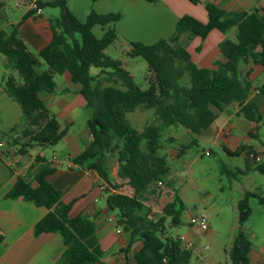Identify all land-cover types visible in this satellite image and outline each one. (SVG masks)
<instances>
[{
	"label": "trees",
	"instance_id": "trees-1",
	"mask_svg": "<svg viewBox=\"0 0 264 264\" xmlns=\"http://www.w3.org/2000/svg\"><path fill=\"white\" fill-rule=\"evenodd\" d=\"M68 1H35L41 10L60 9L59 17L51 21V42L36 54L29 50L19 30L21 23L35 15L36 10L28 11L10 30L0 31V55L6 58L7 69L18 74V78L7 76L5 88L22 110L21 125L27 142L19 148V154L26 155L35 146H54L66 136L67 129L60 127L41 94L53 93L55 76L69 73L90 110L87 126L92 133L91 144L73 157L72 163L97 172L104 182L116 189L118 186L110 174V161L115 159L119 163L118 177L127 181L135 192L132 197L109 192L107 197L109 208L118 212L117 226L127 236L123 252L128 253L134 243L141 242L142 248L135 255L137 264H194L193 250L184 248L180 237L168 234L169 228L182 223L185 204L180 197L174 195L159 214H152L144 201L147 195L158 193V181L171 185L168 155L160 154L166 129L183 127L192 134L191 142L179 149V155H183L198 145L199 136L211 127L217 113L229 105L238 104V114L247 120L256 123L264 120L256 105H244L252 92V83L240 70V64L250 58L264 68V15L257 9L250 13H230L208 3L205 5L206 22L188 14L179 18L177 36L188 30L205 39L213 30L226 34L236 28V39L227 38L220 44L226 60L216 62L212 69L198 67L186 50L176 48L177 36L151 45L128 42L127 54L142 57L149 66L148 88L142 89L122 62L105 52L118 39L114 23L120 19V14L92 11L82 22L69 10ZM189 1L200 4L199 0ZM96 26L107 27L101 38L93 31ZM43 63L48 66L47 70H42ZM91 67L99 68L100 74L91 75ZM259 93L264 96V83ZM139 108L151 109L155 115V121L147 123L143 131L128 119V114ZM242 151L252 152L246 148ZM36 162L38 164L31 167V179L19 176L7 197L22 198L47 209L46 215L36 223L34 234L62 236L65 250L58 264H100L103 252L94 220L84 215L70 217L71 204L63 203L61 192L47 180L54 170L43 158H36ZM254 170L264 176V153L261 160L255 162ZM223 171L231 176L242 173L226 168ZM251 198L258 199L264 206V194L258 193L246 192L238 202L240 228L228 250L230 264H250L248 253L252 243L243 227L252 215ZM2 239L0 232V241Z\"/></svg>",
	"mask_w": 264,
	"mask_h": 264
},
{
	"label": "crops",
	"instance_id": "crops-1",
	"mask_svg": "<svg viewBox=\"0 0 264 264\" xmlns=\"http://www.w3.org/2000/svg\"><path fill=\"white\" fill-rule=\"evenodd\" d=\"M199 1L200 4H193L189 0H159L156 3L146 0H69L67 5L72 14L82 22L92 11L99 14H120V19L114 23L117 41H124L127 44L140 42L151 45L161 39L171 41L177 36L176 26L182 15L188 14L202 22L207 21L205 5L208 3L230 13H250L257 9L264 15V0ZM28 11L29 7L20 17L8 22L7 25L11 27L12 24L22 21ZM55 18L57 17L54 14L45 17L41 11L40 14L29 16L21 23L20 34L31 52L38 53L51 42L53 37L51 21ZM106 29L107 27L96 26L93 31L101 38ZM1 30L5 29L0 25ZM236 33V28H232L226 34L213 30L205 39H201L187 30L177 36L174 46L186 50L198 67L212 69L216 62L226 60L220 51V44L227 38L235 40ZM7 65L6 58H0V134L6 135L9 139V142L0 140V173L3 170L2 165L8 169L0 179V232L3 236L0 241V264H58L65 250L60 234L44 233L39 236L34 234L36 223L46 215L47 209L22 198L7 197L19 176L31 179V167L38 164L36 158H43L44 163L54 170L47 180L61 192L62 202L71 204L70 217L84 215L94 220L96 237L103 252L100 264H137L135 255L141 250L142 243L136 242L128 253L123 252L127 245V236L117 226L118 212L111 210L107 204L109 192L129 197L135 193L127 181L118 177L119 163L116 161L110 170L111 178L118 186L115 189L104 182L97 172L84 170L71 161L92 142V133L87 126L91 113L85 99L79 93V86L72 82L69 73L56 75L55 91L41 94L45 106L57 118L60 127L67 129V134L53 146V155L50 159L43 150L44 146H35L33 148L39 147L42 151L35 157L29 154L30 159L25 161L22 158L24 155L19 154V148L27 142L21 125L22 110L5 88L8 75L18 77L15 71L7 69ZM240 70L242 76L252 83V92L244 105H256L264 117V96L259 93V87L264 83V68L250 58L240 64ZM239 110L238 104L225 107L217 113L214 123L198 139L199 142L217 146L230 159L236 157L244 159L245 168L235 167V170L242 172L239 175L251 178L250 172L254 170L255 162L248 157L247 151H242V148L250 149L255 156L262 158L264 120L260 123L247 120L238 114ZM153 113L151 109L139 108L130 113L132 115L130 122L134 126H136L134 122H140L142 124L140 131H143L147 123L155 121ZM165 132L171 134L169 138L174 139V145H186L192 140V134L182 127H170ZM174 150L175 148H172V151ZM234 153L237 155H233ZM32 185L35 186L36 183L32 182ZM164 185L165 188L161 189L158 198L162 204L161 211L153 207V195H147L144 201L152 210V214H159L173 200L172 188L166 182ZM261 190L257 183H254L251 189H242V197L238 202L246 192L264 194ZM255 210L259 216L257 228L250 225L244 226L243 230L252 243L248 253L250 264H264V206H257ZM232 228L234 232L239 231L238 219ZM205 232L213 233L214 228L209 224V229ZM179 237L182 239V245L193 243L194 228ZM200 258L203 260V257ZM204 264L216 263L204 261Z\"/></svg>",
	"mask_w": 264,
	"mask_h": 264
},
{
	"label": "rangeland",
	"instance_id": "rangeland-1",
	"mask_svg": "<svg viewBox=\"0 0 264 264\" xmlns=\"http://www.w3.org/2000/svg\"><path fill=\"white\" fill-rule=\"evenodd\" d=\"M35 1L0 0V4H2L0 6L1 27H4L6 31L10 30L7 23L20 17ZM41 11H43V16L45 17L53 14L55 17H59L60 15L59 8L47 7ZM128 47V44L124 41H116L105 52L108 56L120 60L123 68L133 76L136 84L142 89H147L149 66L142 57L129 56L127 54ZM0 58H4V56L0 55ZM47 69L48 66L43 63L42 70ZM15 74L18 77L17 72ZM90 74L93 76L98 75L100 74V69L91 67ZM152 117L155 119L154 113ZM128 118L132 121L131 114H128ZM134 124L138 130L142 129L140 122L137 121ZM262 126L264 133V123ZM170 135V133L164 132V149L160 150V154L168 155L170 188H172L174 195L180 197L185 204V211L182 214L181 225L169 228L168 234L177 238L193 227L195 241L192 243V262L194 264H204V261L208 263L228 264L230 260L228 250L233 245L234 235L238 233V231L234 232L232 228L233 223H237L238 219L236 203L242 197V189H251L254 183H257L264 193V176L255 170L250 172L251 178L244 175L231 176L223 171V168L236 172L235 167L245 168L246 161L238 157L230 159L217 146H211V144L203 141L189 148L185 154L179 155L181 144L174 145V141H170ZM174 135L176 136V133ZM0 140L9 142L7 136L3 134H0ZM172 148H175V150L172 151ZM52 149L53 146H45L43 148L48 159L53 155ZM40 151L42 149L39 147L31 148L22 158L28 161L30 159L29 154L35 157ZM206 152H210V154L207 155ZM115 164L116 160L112 159L110 161L111 168ZM2 168L0 179L3 177L4 172L8 171L7 167L3 165ZM163 188H165V185L158 190L159 194L152 196L154 200L152 203L153 207L159 211L162 209V204L158 198ZM249 205L252 209V215L245 226L249 227L251 225L257 228L259 216L255 208L262 205L256 198H251ZM201 213L208 216V223L214 228L213 233H206L202 229L190 224L191 217ZM200 256L203 257V260H201Z\"/></svg>",
	"mask_w": 264,
	"mask_h": 264
},
{
	"label": "built area",
	"instance_id": "built-area-1",
	"mask_svg": "<svg viewBox=\"0 0 264 264\" xmlns=\"http://www.w3.org/2000/svg\"><path fill=\"white\" fill-rule=\"evenodd\" d=\"M29 8H30V10H36L37 14L41 13V9L38 8L36 2H34ZM206 154L209 155L210 152H206ZM247 155L254 162H259L261 160L260 157L255 156L253 153H248ZM163 186H164V183L162 181H158L156 183V187L159 189L162 188ZM190 224L192 226H196V227L202 229L203 231H207L209 229L208 216L204 213L195 215V216L191 217ZM183 247L186 249H192L193 250V244L191 242L185 243L183 245Z\"/></svg>",
	"mask_w": 264,
	"mask_h": 264
}]
</instances>
